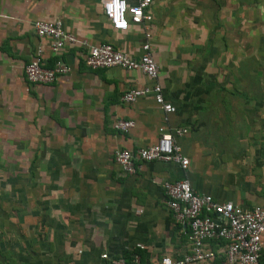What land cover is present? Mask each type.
<instances>
[{
    "label": "crops",
    "instance_id": "1",
    "mask_svg": "<svg viewBox=\"0 0 264 264\" xmlns=\"http://www.w3.org/2000/svg\"><path fill=\"white\" fill-rule=\"evenodd\" d=\"M147 12L150 21L116 32L98 0H0V264H106L102 253L131 250L146 261L181 257L185 238L165 181L264 206V0H155ZM55 19L90 45L132 57L148 42L175 113L165 115L152 94L122 102L152 81L138 70L89 69L80 49L61 55L68 74L28 85L24 67L37 45L53 62L33 23ZM118 119L135 125L117 132ZM160 127L188 129L177 139L187 169L153 161L121 173L115 152L155 143Z\"/></svg>",
    "mask_w": 264,
    "mask_h": 264
},
{
    "label": "built area",
    "instance_id": "2",
    "mask_svg": "<svg viewBox=\"0 0 264 264\" xmlns=\"http://www.w3.org/2000/svg\"><path fill=\"white\" fill-rule=\"evenodd\" d=\"M103 16L111 29L125 32L131 24L143 25L151 20L147 10L155 0H98ZM38 39H48V52L53 58L47 65L44 47H35L30 61L24 67V78L28 85H49L60 76L70 72V65L61 57L67 49L82 50L83 64L89 69L119 67L141 71L152 85L133 88L121 96V101L132 103L137 98L152 94L154 101L165 115L175 113L176 108L167 103L161 87L156 82L158 66L153 58L151 47L145 42L137 57L124 53L112 44L90 45L64 29L59 19L36 20L33 23ZM149 37V33L145 34ZM167 118L165 117L164 120ZM132 120L118 119L113 123L117 132L126 133L134 127ZM155 143L135 151L119 149L114 154V163L121 173L132 176L144 162H173L186 170L189 160L183 155L177 139L188 133L186 127L158 129ZM166 207L176 223L181 225V235L185 238L186 249L183 255L172 258L168 255L150 260L143 259L135 250L116 257L106 253L100 259L106 264H262L264 253V206L244 207L232 202H218L210 195L197 193L187 179L165 181L162 184Z\"/></svg>",
    "mask_w": 264,
    "mask_h": 264
},
{
    "label": "rangeland",
    "instance_id": "3",
    "mask_svg": "<svg viewBox=\"0 0 264 264\" xmlns=\"http://www.w3.org/2000/svg\"><path fill=\"white\" fill-rule=\"evenodd\" d=\"M263 263H264V260H263ZM200 264H215V263H200Z\"/></svg>",
    "mask_w": 264,
    "mask_h": 264
},
{
    "label": "trees",
    "instance_id": "4",
    "mask_svg": "<svg viewBox=\"0 0 264 264\" xmlns=\"http://www.w3.org/2000/svg\"><path fill=\"white\" fill-rule=\"evenodd\" d=\"M263 260H264V253H263V255H262V264H264V263H263Z\"/></svg>",
    "mask_w": 264,
    "mask_h": 264
}]
</instances>
